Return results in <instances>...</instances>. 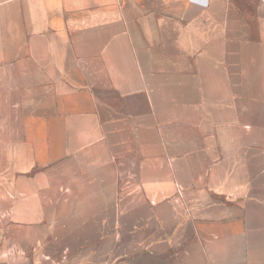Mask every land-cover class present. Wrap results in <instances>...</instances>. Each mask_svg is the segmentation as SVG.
<instances>
[{"label": "crops", "instance_id": "obj_1", "mask_svg": "<svg viewBox=\"0 0 264 264\" xmlns=\"http://www.w3.org/2000/svg\"><path fill=\"white\" fill-rule=\"evenodd\" d=\"M0 264H264V0H0Z\"/></svg>", "mask_w": 264, "mask_h": 264}]
</instances>
